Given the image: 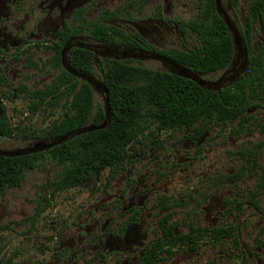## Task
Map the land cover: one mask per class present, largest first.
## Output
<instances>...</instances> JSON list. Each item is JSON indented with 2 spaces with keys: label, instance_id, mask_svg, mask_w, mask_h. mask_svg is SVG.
Segmentation results:
<instances>
[{
  "label": "flooded vegetation",
  "instance_id": "flooded-vegetation-1",
  "mask_svg": "<svg viewBox=\"0 0 264 264\" xmlns=\"http://www.w3.org/2000/svg\"><path fill=\"white\" fill-rule=\"evenodd\" d=\"M181 1L184 0H0V79L5 83H15L13 95L25 94L33 99L29 96L31 91H45L55 82L60 83L65 72H69L78 81L76 89L86 82L92 88L93 99L97 91L104 101L108 94L104 81L106 70L113 61L142 69L161 70L196 83L197 79L204 86L198 85L217 93L222 90L235 93L239 86H246L244 99L234 105L232 118L226 121L199 119L189 127L169 129L183 130L181 141H184V147L191 144L198 150L213 126L227 128L235 122L230 126L232 134L259 132L261 138L246 140L244 147L236 150V155L243 162L241 170H247L251 176V171H258L256 188L248 191L246 201L232 197L218 202L223 208L220 213L231 215L230 220L225 219L215 226L189 220L185 224L186 231H180V222L167 212L175 204L173 196H164L165 201H158L157 208L162 215L157 222L158 232L153 238H148L140 229L146 195L139 190L142 199L129 201L120 208L122 221L107 220L99 226L98 233L89 230L80 240V245L102 248L105 254L135 255L137 260L134 264L140 262L154 241L163 238L164 226H171L172 233L185 237L186 241H178L171 246L167 244L160 253L163 259L157 264H164L178 251H196L201 244L222 245L226 241L243 254L240 221L245 210L242 204H247V214L248 208H251L264 215V208L259 202V195L264 192V163L259 162L260 150L264 147V0H248L243 10L239 9L240 0H197L194 14L187 18L176 12ZM211 3L214 13L208 12ZM214 16L223 22L230 38L228 62L214 71L195 70L187 62L197 50L200 57H206L208 40L206 29L198 35L191 22L197 17L205 22L207 17L212 19ZM215 38L221 47V28L216 31ZM149 62L156 66L148 65ZM36 70L43 73L37 83H44L46 79L50 82L43 87L32 88L26 73ZM215 73L219 75L211 78ZM8 76L13 79L7 80ZM2 95H6L5 92ZM48 100L54 99L47 95L44 103ZM3 110L0 106V115L4 114ZM163 130L167 129L157 130L151 126L141 135L150 133L155 136ZM130 160L131 156L118 172L110 174V178L121 173ZM223 176H215V183H236L242 178V173L239 170ZM131 188L136 193L137 186ZM236 195L242 196V193L239 195L236 191ZM106 201L102 200L103 203ZM104 208L103 212H106L108 206ZM95 225L96 222L91 226ZM223 227L231 229L232 233L215 239L211 230ZM263 233L264 228L261 227L253 238L257 252H249L244 258L246 261L251 262L253 258L258 261L263 258L264 261Z\"/></svg>",
  "mask_w": 264,
  "mask_h": 264
},
{
  "label": "rangeland",
  "instance_id": "rangeland-1",
  "mask_svg": "<svg viewBox=\"0 0 264 264\" xmlns=\"http://www.w3.org/2000/svg\"><path fill=\"white\" fill-rule=\"evenodd\" d=\"M196 2L181 1L177 14L191 17ZM247 2L240 0L239 9H245ZM148 65L156 66L152 62ZM26 74L32 88L43 87L50 82L46 79L44 83H37L43 74L38 70L27 71ZM218 75L215 73L211 78ZM7 78L13 79L11 76ZM15 86V83H5L0 79V106H3L6 119L14 128L13 135L0 136V149L3 150L29 148L44 140L32 139L29 135L41 132L64 114L61 103L50 106L46 102L31 111L33 99L25 94L13 95ZM103 105V97L96 91L92 112ZM230 126H213L199 150L191 144L184 147V141H181L183 130L167 129L155 136L144 133L129 149L131 160L116 177L110 178L112 170L107 168L99 179L93 178L82 186L59 191L53 196L49 194V182L58 178L61 166L47 158L38 167L27 171L20 185L0 193V264H134L137 260L135 255L105 254L102 248L80 245V240L89 230L98 233L99 226L107 220L122 221L120 208L129 201L142 199L139 190L146 195L140 229L148 238L155 237L158 232L157 222L162 213L157 206L158 201H165L164 196H173L175 204L167 212L180 222V231L187 230L185 224L189 220L206 226L230 220L231 215L220 213L223 208L218 202L232 197L246 201L248 191L256 188L258 177L257 170L251 171L252 176L247 170H241L243 162L236 155V150L244 147L246 140H257L262 136L259 132L232 134ZM259 162L264 163V147L260 150ZM239 170L242 178L236 183L219 184L213 179L219 174L224 177V174ZM136 186L138 189L134 193L131 187ZM236 191L242 196L236 195ZM108 199L111 200L108 202ZM259 202L264 208V192L259 195ZM105 205L108 208L103 212ZM246 207L247 204L243 203L245 212L240 221L243 254L234 250L230 241L222 245L201 244L196 251H178L164 264H264L263 258L259 261L253 258L251 262L244 259L249 252H257L253 238L261 227L264 228L263 213L248 208L247 214ZM38 209L41 210L39 214L36 213ZM95 222L96 225L91 226Z\"/></svg>",
  "mask_w": 264,
  "mask_h": 264
},
{
  "label": "trees",
  "instance_id": "trees-1",
  "mask_svg": "<svg viewBox=\"0 0 264 264\" xmlns=\"http://www.w3.org/2000/svg\"><path fill=\"white\" fill-rule=\"evenodd\" d=\"M208 6V12L214 13L212 3ZM205 22L197 17L191 22V27L198 35L206 29V57H200V51L197 50L188 62L184 58L182 60L195 70L214 71L228 62L231 43L223 22L215 16L212 19L207 17ZM220 28L223 37L221 47L215 38ZM87 69L92 71L91 68ZM65 73L60 83L55 82L45 91H31L29 96L33 98L34 104L31 111L39 109L47 95H51L54 100L47 102L50 106L61 103L64 114L41 132L31 133L29 138L52 140L78 128L103 122L104 105L92 112L94 99L90 84L81 83L76 89L78 81L71 73ZM104 81L109 96L107 126L89 132L79 131L47 150L35 148L11 156L0 154V193L20 185L25 173L38 167L47 158L61 166L58 178L49 182L50 196L82 186L93 178L98 179L107 168L116 173L130 158L129 149L133 143L151 126L160 130L189 127L199 119L226 121L232 118L234 105L244 99L246 92V86L241 85L235 93L230 90L217 93L176 74L142 69L117 61H113L106 70ZM13 133L14 128L8 123L5 114L0 115V136H11ZM40 211L38 209L36 213ZM211 231L215 239L232 233L226 227ZM163 232V238L154 241L138 264H157L163 259L160 253L167 244L171 246L178 241H186L183 236H175L171 226H164Z\"/></svg>",
  "mask_w": 264,
  "mask_h": 264
},
{
  "label": "water",
  "instance_id": "water-1",
  "mask_svg": "<svg viewBox=\"0 0 264 264\" xmlns=\"http://www.w3.org/2000/svg\"><path fill=\"white\" fill-rule=\"evenodd\" d=\"M232 29V27H231ZM197 81L198 84H200L201 86H204L203 83L201 81H198L197 79H195ZM108 94L106 95L105 97V100H104V110H105V118L103 120L102 123L100 124H97V125H87V126H84V127H81V128H78L72 132H69L67 134H65L64 136L60 137V138H55V139H52V140H42V141H39L37 143H35L33 146L29 147V148H23V149H15V150H3V149H0V154H3V155H15L19 152H26L27 150H32V149H35V148H41V149H44V150H47L55 145H57L58 143L60 142H64L66 141L68 138L72 137L73 135H76L79 131L81 132H89V131H92V130H95V129H102V128H105L109 122V99H108Z\"/></svg>",
  "mask_w": 264,
  "mask_h": 264
}]
</instances>
